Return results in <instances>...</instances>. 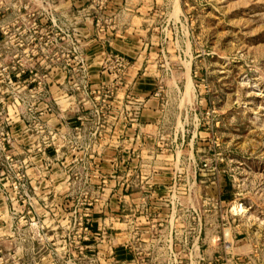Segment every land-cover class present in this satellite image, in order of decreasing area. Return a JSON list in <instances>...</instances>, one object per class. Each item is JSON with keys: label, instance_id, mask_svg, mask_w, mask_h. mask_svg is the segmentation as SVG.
<instances>
[{"label": "rangeland", "instance_id": "374dc122", "mask_svg": "<svg viewBox=\"0 0 264 264\" xmlns=\"http://www.w3.org/2000/svg\"><path fill=\"white\" fill-rule=\"evenodd\" d=\"M114 6L138 125L75 90ZM0 264H264V0H0Z\"/></svg>", "mask_w": 264, "mask_h": 264}, {"label": "crops", "instance_id": "0c3cea01", "mask_svg": "<svg viewBox=\"0 0 264 264\" xmlns=\"http://www.w3.org/2000/svg\"><path fill=\"white\" fill-rule=\"evenodd\" d=\"M142 7L143 6H140L138 7V9L124 7L126 11H123L122 7L120 6L112 7L111 11L106 12L110 16V21H113V25L107 27V29H105L103 33H100L98 31L96 33H93L95 37L93 41L96 42L97 45H101L104 51L121 53L126 57L134 55V58L136 56L138 58L134 61V64L131 65L128 71L127 80L126 82L124 81V85L113 87L114 95L112 96L110 106L108 108H117L120 109L121 112L124 109L131 107L128 105L130 97L143 101L141 111L150 110V108H157L158 106L156 98L145 100L151 93L154 92L155 89H145V87H137L138 81L141 77L137 76L140 67H135V64L137 62L141 63V61H139L140 55H138V52L135 51L134 43L141 40V38L139 37L140 33H137L139 29L138 27L132 25L134 24L133 21H120V17L122 18V14H131L133 12H138V10H140ZM91 81L93 85L90 87V89L96 88L101 82H103L107 86H110L112 84V76L105 71H101L98 73L97 78L91 79ZM130 120L135 121V123H132L133 125H138V121H142L141 114L135 118H130Z\"/></svg>", "mask_w": 264, "mask_h": 264}, {"label": "built area", "instance_id": "2783aa9c", "mask_svg": "<svg viewBox=\"0 0 264 264\" xmlns=\"http://www.w3.org/2000/svg\"><path fill=\"white\" fill-rule=\"evenodd\" d=\"M102 63L104 71L107 72L109 70L112 76V84L110 86H107L101 82L94 89H75L79 90L83 96L82 99L88 98L90 108H93L96 113H98L99 110L101 111V109L105 107L108 108L110 106V101L114 95L113 87L120 85L122 81L127 80L128 71L131 67L129 59L125 55L119 53H109L104 55ZM158 94L159 91L155 93V95ZM128 105L133 107L130 108L132 111H134L135 118L138 116V113L143 106V101L130 97Z\"/></svg>", "mask_w": 264, "mask_h": 264}]
</instances>
